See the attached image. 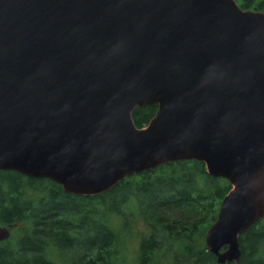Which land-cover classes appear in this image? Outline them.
Here are the masks:
<instances>
[{
	"label": "water",
	"instance_id": "1",
	"mask_svg": "<svg viewBox=\"0 0 264 264\" xmlns=\"http://www.w3.org/2000/svg\"><path fill=\"white\" fill-rule=\"evenodd\" d=\"M148 104L156 114L138 127L133 111ZM184 160L232 185L206 245L241 264L240 235L264 217V11L0 0V170L97 195ZM12 226L0 225V241Z\"/></svg>",
	"mask_w": 264,
	"mask_h": 264
},
{
	"label": "trees",
	"instance_id": "2",
	"mask_svg": "<svg viewBox=\"0 0 264 264\" xmlns=\"http://www.w3.org/2000/svg\"><path fill=\"white\" fill-rule=\"evenodd\" d=\"M237 1L243 9L264 11V0ZM157 109V104L136 107V125H147ZM231 188L198 160L129 175L97 195L69 193L50 178L0 170V225L17 231L0 241V264H58L48 257L49 247L69 264H123L124 236L139 219L153 231L143 241L139 264H217L204 240L198 243ZM113 215L123 220L119 231L110 224ZM239 241L241 264H264V217Z\"/></svg>",
	"mask_w": 264,
	"mask_h": 264
},
{
	"label": "rangeland",
	"instance_id": "3",
	"mask_svg": "<svg viewBox=\"0 0 264 264\" xmlns=\"http://www.w3.org/2000/svg\"><path fill=\"white\" fill-rule=\"evenodd\" d=\"M148 125V124H147ZM144 125L143 127L147 126ZM223 181H221L222 184ZM110 224L116 229V230H121L122 229V224H123V220L121 218H119L116 215L111 216L110 218ZM209 229V227H208ZM207 229V230H208ZM17 231H12V237L17 236ZM207 233V231H206ZM206 233L204 234V239L201 238V240L198 243V246H202L203 245V240H204V244H206ZM150 237H153V231L151 229V227L142 219L137 220L131 231L129 233H127L124 236V245L123 247L120 249L121 251V257L123 259V264H139L138 260L140 258L141 255V251H142V244L143 241H148V239ZM207 246V245H206ZM223 250H225L223 248ZM47 255L49 258H51L52 260H54L55 262H57L58 264H69L67 262V260L65 258H63L57 251L56 248L54 247H49L47 249ZM216 263L218 262L217 257L215 259ZM183 264V262L181 263ZM217 264H221V263H217Z\"/></svg>",
	"mask_w": 264,
	"mask_h": 264
},
{
	"label": "flooded vegetation",
	"instance_id": "4",
	"mask_svg": "<svg viewBox=\"0 0 264 264\" xmlns=\"http://www.w3.org/2000/svg\"><path fill=\"white\" fill-rule=\"evenodd\" d=\"M12 232V231H11Z\"/></svg>",
	"mask_w": 264,
	"mask_h": 264
}]
</instances>
